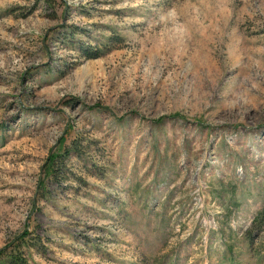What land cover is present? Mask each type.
Returning <instances> with one entry per match:
<instances>
[{
  "label": "rangeland",
  "instance_id": "374dc122",
  "mask_svg": "<svg viewBox=\"0 0 264 264\" xmlns=\"http://www.w3.org/2000/svg\"><path fill=\"white\" fill-rule=\"evenodd\" d=\"M15 258L264 264V0H0Z\"/></svg>",
  "mask_w": 264,
  "mask_h": 264
},
{
  "label": "trees",
  "instance_id": "16d2710c",
  "mask_svg": "<svg viewBox=\"0 0 264 264\" xmlns=\"http://www.w3.org/2000/svg\"><path fill=\"white\" fill-rule=\"evenodd\" d=\"M54 160H56V158L55 157H53V159H51V161L53 162ZM49 174L50 175H53V171L51 170V169H49ZM17 264L18 263V261H17V259L15 258V259H13V260H11V264Z\"/></svg>",
  "mask_w": 264,
  "mask_h": 264
}]
</instances>
